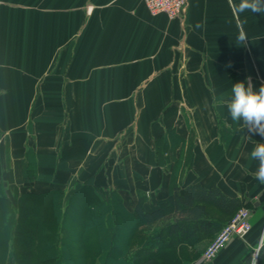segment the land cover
Here are the masks:
<instances>
[{
	"label": "crops",
	"instance_id": "0c3cea01",
	"mask_svg": "<svg viewBox=\"0 0 264 264\" xmlns=\"http://www.w3.org/2000/svg\"><path fill=\"white\" fill-rule=\"evenodd\" d=\"M239 2L188 0L169 19L143 0H0L4 193L68 196L88 184L115 192L128 212L139 191L155 209L169 194L172 163H156L154 141L173 126L185 153L190 134L193 142L180 189L218 187L251 212L244 237L191 264H241L264 240V185L250 159L264 137L249 139L227 103L235 83L264 84V13L238 14ZM28 150L37 176L25 181Z\"/></svg>",
	"mask_w": 264,
	"mask_h": 264
},
{
	"label": "trees",
	"instance_id": "16d2710c",
	"mask_svg": "<svg viewBox=\"0 0 264 264\" xmlns=\"http://www.w3.org/2000/svg\"><path fill=\"white\" fill-rule=\"evenodd\" d=\"M190 137L186 153V141L173 126L155 139L156 163L171 162L172 169L169 194L152 210L145 207L146 195L141 191L134 210L128 212L115 192L106 195L88 184L68 196L62 189H50L8 197L0 179V264H78V260L82 261L80 264L193 262L202 254L203 243L215 237L224 223L211 217L209 207L226 215L228 221L243 203L218 187L206 188L197 182L180 189L182 169L191 165ZM177 150L180 153L176 156ZM26 158L24 180L30 181L37 176L36 160L29 150ZM84 211L93 216L90 224L84 219ZM126 219L127 233L119 241L117 228ZM88 228L96 229L93 249L85 241L84 231ZM67 243L77 245V256L69 252ZM258 247L256 259L254 251L241 264H264V240Z\"/></svg>",
	"mask_w": 264,
	"mask_h": 264
},
{
	"label": "clouds",
	"instance_id": "9594fccd",
	"mask_svg": "<svg viewBox=\"0 0 264 264\" xmlns=\"http://www.w3.org/2000/svg\"><path fill=\"white\" fill-rule=\"evenodd\" d=\"M236 13L250 11L252 13H264V0H240L235 7ZM199 26V25H198ZM247 37L241 32L236 43L243 45ZM228 112L231 119L240 125L241 130L245 128L252 135L264 137V84L258 90H254L253 85L247 86L244 82H237L232 85L231 98L227 103ZM250 159L257 162V167L253 173L254 178L264 185V143L256 142L250 152ZM259 253H256V256Z\"/></svg>",
	"mask_w": 264,
	"mask_h": 264
},
{
	"label": "built area",
	"instance_id": "2783aa9c",
	"mask_svg": "<svg viewBox=\"0 0 264 264\" xmlns=\"http://www.w3.org/2000/svg\"><path fill=\"white\" fill-rule=\"evenodd\" d=\"M143 2L151 14L163 13L169 19H174L183 15L188 0H143ZM250 217V210L240 207L208 244L202 253V260L212 261L233 237H244L251 230Z\"/></svg>",
	"mask_w": 264,
	"mask_h": 264
},
{
	"label": "rangeland",
	"instance_id": "374dc122",
	"mask_svg": "<svg viewBox=\"0 0 264 264\" xmlns=\"http://www.w3.org/2000/svg\"><path fill=\"white\" fill-rule=\"evenodd\" d=\"M81 206H83V205H81ZM80 208H82V207H80ZM210 214L213 215L212 214V211L210 212ZM83 215L85 216L84 219L88 220V223L87 224H90L92 222V220H94L93 219V216L90 217L89 212H87V211H84V214ZM128 221H129V219H126L125 222L122 221V220L120 221L119 227L117 228V232H118V235H119V241L125 239V236H126V233H127ZM224 224H225V222L223 223V225ZM84 232H85L84 233V235H85V241L88 244V248L93 249L95 247L96 243H97V240H96V229L94 230V229H89L88 228ZM213 238L214 237H212L211 239H209L207 242H204L203 243V245H204L203 250H202V246H201L202 253L204 252V250L206 249V247L212 241ZM66 246L70 250L69 252H71L72 255L74 254L75 256H77L79 254V253H77L75 251V247L77 246V245H75V243H72V244L71 243H67ZM2 248L3 247H2V244H1V241H0V251H1ZM67 248H66V251H67ZM196 249H197V247H195V251H196ZM190 251H192V250H190ZM253 255H254V253H253ZM77 262H78V264H80L82 261L81 260L80 261L78 260ZM30 264H32V263H30Z\"/></svg>",
	"mask_w": 264,
	"mask_h": 264
},
{
	"label": "water",
	"instance_id": "95a60500",
	"mask_svg": "<svg viewBox=\"0 0 264 264\" xmlns=\"http://www.w3.org/2000/svg\"><path fill=\"white\" fill-rule=\"evenodd\" d=\"M259 248V247H258ZM258 248H257V251H256V253L258 252ZM255 257H256V254H255Z\"/></svg>",
	"mask_w": 264,
	"mask_h": 264
}]
</instances>
